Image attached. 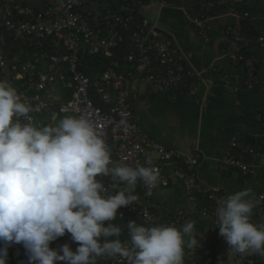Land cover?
<instances>
[{"label": "built area", "instance_id": "2783aa9c", "mask_svg": "<svg viewBox=\"0 0 264 264\" xmlns=\"http://www.w3.org/2000/svg\"><path fill=\"white\" fill-rule=\"evenodd\" d=\"M98 1L45 0L37 9L34 5L0 0V25L8 31L11 42L22 45V49L10 57L0 48V79H7L23 99L34 107L39 106V111L30 113L37 127L51 123L52 114H56L58 119L65 115L90 118L104 137L114 161L135 167L137 163L144 164L146 153H154L152 159L161 174L157 187L169 185L162 171L165 165H171L175 174L183 180L189 196L195 201L200 197L205 202L197 206V213L211 221L212 240L220 238L215 209L221 193L199 178L197 167L200 155L185 154L152 139L142 129L131 102L134 93L132 83L135 81L146 85L151 93H157L174 91L187 78L193 77L184 55L156 23L143 17L134 24L128 48L123 54L124 62L131 64L132 69L119 71L121 65L113 58L114 52L123 41L121 30L129 29L134 16L109 10L102 25H98L92 20L93 11L87 9L91 3ZM112 1L122 3L131 11L139 0ZM190 1L199 5L192 18L198 31L207 37L209 20L216 12L217 3L215 0ZM158 2L163 6L169 5L168 0ZM247 19H250V13L239 11L227 25L228 41L224 53L234 63L246 68L244 84L253 89L259 82L256 66L260 62V56L253 51V47L263 44L264 36L244 34L243 22ZM82 54L105 56L109 58V64L105 69L87 75L78 68ZM20 55L29 59L19 60ZM58 84L64 89L72 88L69 99L61 98L65 93L57 90ZM232 151L251 154L255 152V147L247 136H235L230 142L229 152L219 161V169L243 177L251 174L252 167ZM98 179L103 182L108 194H115L118 189L126 187V184L114 182L108 176ZM157 187L148 194L149 189L138 180L132 192L138 199L132 205L121 207L115 220L137 216L138 224L149 227L161 224L155 211L141 202L142 195L151 198ZM141 188H144L143 194L140 193ZM261 196H264V190L257 195L259 202H264ZM165 218L167 222L163 225L178 227L185 214L169 213ZM122 242L130 246V238ZM65 243H69L75 251L77 244L71 241L70 234L52 242L51 247L59 248ZM11 250L15 264H28L27 252L22 245H13ZM97 264H126V261L99 257ZM243 264L252 262L243 260Z\"/></svg>", "mask_w": 264, "mask_h": 264}, {"label": "clouds", "instance_id": "9594fccd", "mask_svg": "<svg viewBox=\"0 0 264 264\" xmlns=\"http://www.w3.org/2000/svg\"><path fill=\"white\" fill-rule=\"evenodd\" d=\"M34 111L39 106L0 79V264H8V250L16 244L26 249L28 264H97L99 257L184 264L185 248L198 244L194 222L149 227L130 221V246L120 239L121 226L112 223L121 207L138 199L132 194L138 180L148 194L157 187L161 174L152 157L135 167L114 161L92 119L52 114L51 123L37 127ZM101 176L126 187L108 194ZM258 203L248 188L218 201L216 228L229 246L220 264L264 256V224L252 221ZM65 234L77 244L75 251L69 243L51 247Z\"/></svg>", "mask_w": 264, "mask_h": 264}, {"label": "crops", "instance_id": "0c3cea01", "mask_svg": "<svg viewBox=\"0 0 264 264\" xmlns=\"http://www.w3.org/2000/svg\"><path fill=\"white\" fill-rule=\"evenodd\" d=\"M18 1L38 7L45 3V0ZM153 1L157 8L154 23L184 55L196 82L187 99H182L176 91L151 93L143 83L133 82L131 102L142 129L167 147L189 155L199 154L198 176L221 193L220 200L246 188L251 189L257 199L264 188V43L253 47L260 56L259 82L249 89L244 86L246 68L224 53L227 25L239 12L234 4L224 0V7L210 18L205 37L195 26L190 0H179L174 6H163L158 0H151L145 6H151ZM246 1L250 7V22L255 28L264 29V0ZM237 135L251 136L255 141L254 153L232 151L252 167L253 172L245 177L219 169L220 159L227 155L230 142ZM149 156L153 157L154 153H146L145 158ZM162 172L169 185L157 187L151 198L142 195L141 202L155 211L161 224L167 222L166 214L183 212L185 219L178 227L194 222L193 234L198 247L211 244L218 264L221 257L227 261L228 244L222 237L212 240V223L197 213L198 201L186 192L183 180L171 165H165ZM260 203L253 209L252 221L264 224V205ZM187 249L195 251L196 247ZM253 255L257 254L246 255L244 260L251 261ZM235 259L238 257L233 264Z\"/></svg>", "mask_w": 264, "mask_h": 264}, {"label": "trees", "instance_id": "16d2710c", "mask_svg": "<svg viewBox=\"0 0 264 264\" xmlns=\"http://www.w3.org/2000/svg\"><path fill=\"white\" fill-rule=\"evenodd\" d=\"M5 1V0H2ZM148 0H139L137 5L134 7V9H132L131 11H129L127 8H125V6L118 2H113L112 0H107V1H98V2H93L91 3L87 9L88 10H92L94 16L92 17V20L95 21L98 25H102V21L105 19V17L107 16V12L110 10L111 12H116V13H123L125 15H131L134 16L138 7V4L140 2H146ZM217 3L216 6V12H214L212 15H215L217 13V11L219 9H221L222 7H224V2L223 0H215ZM13 4H20V5H32V3H28L26 1H11ZM199 2H202V0H199ZM198 2V4H199ZM228 2L230 4H234L236 10L238 11H248L250 10V7L247 6V1L246 0H241V1H236V0H228ZM179 3V0H168V4L170 6H174L177 5ZM199 6V5H198ZM197 4L193 5L192 4V11H191V15L193 17V15L195 14V10L198 9ZM38 9V6H35ZM143 18V16L140 15L139 13V17H138V23L139 21ZM130 25V23H129ZM136 28V26H135ZM243 32L246 35H251V36H264V29L261 28H255L252 23L250 22L249 19L245 20L243 22ZM128 29L124 28L121 30V34L123 36V41L121 42L120 46L115 50L114 52V59L120 62V68H118L119 71L121 70H130L132 69V65L131 64H127L124 62V57L123 54L126 52L127 48H128ZM11 37L8 33V31L0 25V48H2L3 50L6 51V53L8 52V57L13 56L14 54L18 53V50L22 49V45L19 42H11ZM35 49V48H33ZM27 50V49H26ZM26 50L24 51L26 54ZM19 60H26L29 59V57H26L25 55H20L19 56ZM30 59H33V57H30ZM107 64H109V58H106L105 56L102 55H86V54H82L79 56V61H78V68L79 70H81L83 73L87 74V75H92L94 72L98 71L99 69H105ZM258 69H259V64H257L256 66V72L258 73ZM195 81L194 77H189L187 78L183 84L176 90L178 94H181L182 99H187L190 96L191 93V88L192 85ZM196 82V81H195ZM244 86L246 87V85L244 84ZM57 90L60 92H64L65 94L62 95V99L67 100L70 98L71 94H72V88L69 89H64L62 85L58 84L57 85ZM247 139L253 144L255 145V141L254 138L251 136H247ZM264 188L261 189V191H263ZM260 191V192H261ZM140 193H144V188L140 189ZM205 202L203 201V199H201L200 197L198 198V206H202ZM260 205H264V202H261ZM130 221H136L139 222V219L137 216H129V217H124L121 219H117L112 221V223L121 226V236L120 239L121 241L130 238L128 236V231H127V224ZM22 245V244H19ZM3 245L0 244V247H2ZM23 246V245H22ZM196 249L195 251H191L188 250L187 248H185V256H184V264H203L205 262H207V260L209 262H211V264H218L217 262V254L213 252V247L211 244H207L204 243L203 245H201L200 247L195 246ZM12 247L9 248L8 250V264H15L14 258L12 256ZM252 264H264V256H261L259 254L257 255H253L252 256V260H251Z\"/></svg>", "mask_w": 264, "mask_h": 264}, {"label": "rangeland", "instance_id": "374dc122", "mask_svg": "<svg viewBox=\"0 0 264 264\" xmlns=\"http://www.w3.org/2000/svg\"><path fill=\"white\" fill-rule=\"evenodd\" d=\"M5 1H11V0H5ZM157 8H156V4H155V1L152 2V5L147 7V6H143L141 8V11H140V15L143 16V17H146L148 18L150 21L152 22H155L156 20V13H157Z\"/></svg>", "mask_w": 264, "mask_h": 264}, {"label": "water", "instance_id": "95a60500", "mask_svg": "<svg viewBox=\"0 0 264 264\" xmlns=\"http://www.w3.org/2000/svg\"><path fill=\"white\" fill-rule=\"evenodd\" d=\"M150 1H151V0H148V1H146V2H140V3L138 4V7H137V10H136V13H135V15H134V18H133V20H132L131 25L129 26V29H128V33H127L128 41H129L130 33H131L132 29H133V26H134V24L136 23V21H137V19H138V17H139V13H140V11H141V8H142L143 6H145V5H148Z\"/></svg>", "mask_w": 264, "mask_h": 264}]
</instances>
